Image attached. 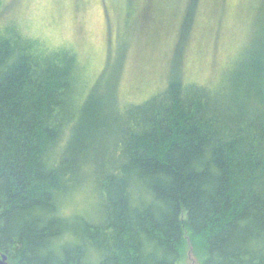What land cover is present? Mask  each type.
<instances>
[{
    "label": "trees",
    "instance_id": "1",
    "mask_svg": "<svg viewBox=\"0 0 264 264\" xmlns=\"http://www.w3.org/2000/svg\"><path fill=\"white\" fill-rule=\"evenodd\" d=\"M238 56L126 100L71 45L0 22V254L264 264V30Z\"/></svg>",
    "mask_w": 264,
    "mask_h": 264
},
{
    "label": "rangeland",
    "instance_id": "2",
    "mask_svg": "<svg viewBox=\"0 0 264 264\" xmlns=\"http://www.w3.org/2000/svg\"><path fill=\"white\" fill-rule=\"evenodd\" d=\"M12 18L140 100L170 77L218 82L264 30V0H2Z\"/></svg>",
    "mask_w": 264,
    "mask_h": 264
},
{
    "label": "water",
    "instance_id": "3",
    "mask_svg": "<svg viewBox=\"0 0 264 264\" xmlns=\"http://www.w3.org/2000/svg\"><path fill=\"white\" fill-rule=\"evenodd\" d=\"M0 264H9L6 255L0 254Z\"/></svg>",
    "mask_w": 264,
    "mask_h": 264
}]
</instances>
